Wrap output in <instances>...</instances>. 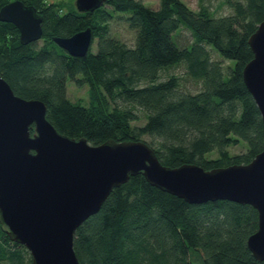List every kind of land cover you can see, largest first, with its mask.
I'll list each match as a JSON object with an SVG mask.
<instances>
[{
	"label": "trees",
	"instance_id": "obj_1",
	"mask_svg": "<svg viewBox=\"0 0 264 264\" xmlns=\"http://www.w3.org/2000/svg\"><path fill=\"white\" fill-rule=\"evenodd\" d=\"M7 1L0 0V7ZM23 1L42 14V35L22 43L18 27L0 20V73L16 94L42 99L58 131L94 144L147 134L145 141L170 166L246 163L263 148L260 111L242 69L253 56L248 36L264 19V0H224L231 10L220 15L184 0H159L156 7L106 0L93 11H78L64 0ZM115 14L134 30L132 44L111 34ZM87 26L93 41L84 55H71L53 40ZM181 27L190 30L189 44L173 37ZM207 45L223 58H212ZM177 63L201 80L198 90L180 89L174 73L159 77L160 69ZM68 81L87 85V102L68 96ZM137 107L145 116L139 125L132 123L139 118ZM241 141L244 151L229 150ZM257 227L258 212L249 203H189L138 173L113 187L77 227L73 247L80 264H194L193 249L202 264H264L246 242ZM0 264H32L28 249L1 222Z\"/></svg>",
	"mask_w": 264,
	"mask_h": 264
},
{
	"label": "water",
	"instance_id": "obj_2",
	"mask_svg": "<svg viewBox=\"0 0 264 264\" xmlns=\"http://www.w3.org/2000/svg\"><path fill=\"white\" fill-rule=\"evenodd\" d=\"M106 0H74L78 11H93ZM42 14L23 0L0 7V20L19 29L22 43L42 35ZM71 55L91 47L90 26L53 35ZM253 56L242 78L261 115L264 136V19L248 36ZM45 102L16 94L0 73V222L10 238L24 245L32 264H80L73 247L77 227L96 213L113 187L141 173L152 185L189 203L229 199L257 209L258 227L247 237L257 259H264V145L246 163L204 168L197 163L170 166L143 139L91 143L56 129Z\"/></svg>",
	"mask_w": 264,
	"mask_h": 264
},
{
	"label": "rangeland",
	"instance_id": "obj_3",
	"mask_svg": "<svg viewBox=\"0 0 264 264\" xmlns=\"http://www.w3.org/2000/svg\"><path fill=\"white\" fill-rule=\"evenodd\" d=\"M67 2H72L74 4V0H64ZM145 4L156 7L159 4V0H143ZM191 8L197 9L201 4H205L209 7V9L215 14L220 15L224 13L230 12V8L224 2V0H184ZM106 8H110L108 4L105 5ZM110 32L112 35L118 37L119 39L127 42L128 44H132L134 40V30L128 26V23L123 18V16H118L115 14L110 19ZM173 37L176 38L177 42L180 45L189 44L192 41V35L190 30L186 27H181L177 29L173 33ZM96 41V40H95ZM96 42L93 43V49H96ZM208 49L211 51L212 58L222 59L221 54L214 49L212 46L207 45ZM233 63V60H231ZM228 61L223 59V64L226 65ZM176 74L178 76V86L180 89L195 91L201 87V80L196 79L188 74L186 71V67L184 63H177L172 66L164 67L160 69V78H165L169 74ZM146 81H142L144 83ZM67 94L73 100H81L82 102L88 101V87L86 84L77 85L74 81H68L67 83ZM136 112L139 115V118L132 121L133 124L139 125L145 121V116L140 108H136ZM144 140H150V136L147 134H143L141 136ZM245 149V142L241 141L237 144H232L229 146V150L231 152H241ZM208 155H216V151L209 153ZM190 258L194 264H202L203 259L202 255L197 250H191Z\"/></svg>",
	"mask_w": 264,
	"mask_h": 264
}]
</instances>
